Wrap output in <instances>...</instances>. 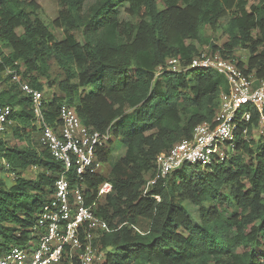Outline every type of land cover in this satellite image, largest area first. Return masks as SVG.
Masks as SVG:
<instances>
[{"label":"trees","instance_id":"1","mask_svg":"<svg viewBox=\"0 0 264 264\" xmlns=\"http://www.w3.org/2000/svg\"><path fill=\"white\" fill-rule=\"evenodd\" d=\"M249 1L163 0L159 7L158 0H93L85 7L86 0H58L52 21L58 39L35 0H0V42L7 50L0 77L9 83L0 91V105L14 110L12 138L0 139V160L9 162L14 175L9 186L0 177V253L29 237L62 170L47 150L21 145L37 133L30 100L3 71L16 61L23 78L43 91L41 79L49 78L54 61L64 78L57 84L59 94L43 96L46 121L56 127L60 105L68 104L83 126L110 133L96 152L104 166L112 156V139L122 150L103 174L86 177L85 203H92L102 181H110L112 190L95 211L112 228L123 224L100 237L104 264H264V138L239 143L221 164L185 165L142 195L156 155L210 121L226 89L224 77L214 70L172 71L168 59L185 65L204 47L218 49L257 79L264 76V0ZM228 12V40L204 46V29L216 31ZM240 48L247 52L245 60L235 54ZM92 83L94 92L86 90ZM257 119L253 112L249 136ZM30 166L42 169L35 179L22 175ZM74 179L68 173L71 184ZM185 203L197 209V222Z\"/></svg>","mask_w":264,"mask_h":264},{"label":"built area","instance_id":"2","mask_svg":"<svg viewBox=\"0 0 264 264\" xmlns=\"http://www.w3.org/2000/svg\"><path fill=\"white\" fill-rule=\"evenodd\" d=\"M6 54L0 42V63ZM166 65L172 71L214 70L224 77L226 89L220 91L218 106L210 121L197 124L190 138L156 155L153 174L146 177L142 187L143 196L160 179L185 165L205 169L229 160L239 143L249 142L247 124L253 112L258 118L256 128L264 138V76L257 79L253 73L246 72L245 65L238 66L237 61L223 57L218 49L210 51L206 47L185 65L175 57L168 59ZM21 70L15 61L4 68L3 75L29 98L38 145L61 163L62 170L54 180L53 191L38 213L29 237L21 245L0 253V264H104L105 251L101 249L100 237L123 225L112 228L95 211L97 202L111 192L112 183L102 181L88 205L84 192L88 175L104 173V163L96 152L106 145L111 135L108 131L99 132L83 126L74 107L65 103L58 109L59 124L52 127L44 116L43 91L33 88L23 78ZM13 111L11 105H0V139L10 130ZM10 168L9 162L1 159L0 177L3 173L13 177ZM70 172L75 178L73 184L68 180ZM131 227L144 233L137 226Z\"/></svg>","mask_w":264,"mask_h":264},{"label":"rangeland","instance_id":"3","mask_svg":"<svg viewBox=\"0 0 264 264\" xmlns=\"http://www.w3.org/2000/svg\"><path fill=\"white\" fill-rule=\"evenodd\" d=\"M42 8V13L40 15L41 19L43 20L44 24H46L48 26V28L55 34V36L59 39L61 37L60 33L58 32L57 29H55L53 27L52 21L54 20V18L57 16L58 13V0H35ZM93 0H86L85 3V7H87L90 3H92ZM162 2L163 0H158V5L159 7H162ZM252 2V0H250L248 2V4H250ZM231 16L230 12L226 13V15L220 20V25L218 27V29L216 31H212L209 28H205L204 29V35L207 39V41L204 43V46H209L210 44H214L216 46H222V44H224L227 40H228V35L225 32V28H226V22L227 19ZM21 32L20 30H17V33ZM75 35L79 40H83L82 35H81V31L77 30L75 31ZM203 46V47H204ZM199 48H201V46H199ZM235 54L236 55H243L245 57V55L247 56V52L244 49H236L235 50ZM238 57V56H237ZM242 58V57H241ZM64 78V73L63 71L59 68V66L54 62L51 61V66H50V70H49V78L47 79H41V82L44 84V95L50 96L52 93L55 94H59V90L57 88V84L59 83L60 80H62ZM49 82H52V85H49ZM7 87H9V83L7 82V80L5 78H3V76L1 75L0 77V91L6 89ZM97 87L96 83H92L90 85H88V87L86 88V90L90 89V91H95ZM37 137L38 134L32 132L29 136V140H25L24 142L21 143V145H29L30 147L34 148V149H38L39 150V145L37 142ZM262 136L259 133L258 128H254L252 131L251 136H249L250 139H253L254 142H256L258 139H260ZM4 138L6 140L11 139L12 138V134L11 132H8ZM262 139V138H261ZM122 150H120V147L117 144V140H113L111 141V155L109 160L107 161L106 165L103 166L105 169H107L108 166L111 165V163L116 159V157H118L120 155ZM190 165H186L184 167V169L189 168ZM42 169L38 166L37 168L34 167L33 169H26L22 175L26 178H30V179H35L37 174L39 172H41ZM180 172L182 170H179ZM177 172V171H176ZM175 173V172H174ZM13 177L9 176L6 173H3L2 175V179L4 180V182L9 186L12 183V179ZM185 208L187 209L190 217L194 220V221H198L199 216H198V212L197 209L189 204V203H185ZM229 212H234L235 208L234 206L230 205L228 207ZM140 226L141 227H146L147 226V221L146 220H140ZM262 249L261 248H257V252L260 255V251Z\"/></svg>","mask_w":264,"mask_h":264}]
</instances>
